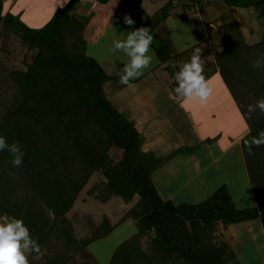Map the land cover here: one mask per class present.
<instances>
[{
  "label": "trees",
  "instance_id": "16d2710c",
  "mask_svg": "<svg viewBox=\"0 0 264 264\" xmlns=\"http://www.w3.org/2000/svg\"><path fill=\"white\" fill-rule=\"evenodd\" d=\"M78 1L68 0L42 27L33 28L4 15L0 0L1 36L17 35L30 53L24 69L9 70L7 78L0 79V135L9 144L18 142L24 152L19 167L9 163V152H0V217L22 219L41 249L58 241L60 251L43 257L44 264H90L77 256L79 250L128 220L135 222L136 230L116 246L108 264H231L232 247L220 235V225L226 228L257 218L264 231V146L254 147L249 155L240 142L253 205L237 207L224 183L199 202L162 199L151 167L141 160L137 128L104 92L111 75L85 53V21L71 13ZM124 1L141 8L142 0ZM223 2L251 9L264 22V0ZM176 4L167 0L153 15H130L138 27L149 28L160 63H177L192 52V47L170 52L157 33ZM219 18L225 30L219 37L222 48L207 39L194 46L202 48V58L212 56L205 75H220L251 129L245 139H251L264 130V114L257 110L249 119L247 113L249 104L264 98V68L252 67L253 60L264 55V32L247 43L228 11ZM210 23L206 28L212 30ZM163 68L169 73L168 90L176 96L175 73L169 65ZM112 148L120 150L118 158L110 155ZM95 172L100 178L86 190L93 198L107 202L119 196L125 203L137 198L117 222L111 223L106 215L99 223L87 217L88 234L79 244L66 214ZM29 259L31 264L41 262Z\"/></svg>",
  "mask_w": 264,
  "mask_h": 264
},
{
  "label": "rangeland",
  "instance_id": "374dc122",
  "mask_svg": "<svg viewBox=\"0 0 264 264\" xmlns=\"http://www.w3.org/2000/svg\"><path fill=\"white\" fill-rule=\"evenodd\" d=\"M12 1L14 0H2V13L9 14L15 20L33 28H40L49 20L55 5V0H16L14 4ZM166 1L142 0L141 8L136 9L124 0L107 2L79 0L73 5L71 13L80 16L89 30L85 32V53L93 56L104 71L111 75L103 84L106 96L134 123L140 134L141 160L145 166L151 167V178L153 179L154 175H161V172L154 174L152 170L154 164L158 171L165 170L163 176L167 177L168 174L171 176L170 183L159 191L160 194L162 196L165 194L167 197L172 194L169 192L176 190L172 202L181 200V194H186L187 199L195 200L212 193L216 187L224 183L229 189L233 202L237 206H245L250 199L252 201L254 199L247 182L245 168L237 163L240 160L239 156H237L238 160L236 156L235 158L225 156L226 162L223 166L218 167V163L211 162L209 170L204 172L202 170L201 174H196L200 167L199 163L203 161L206 163L215 151L224 148L229 144L230 138L232 139L229 126L232 124L233 114L227 107L232 97L227 94L228 90L218 73L208 78L214 91L206 105H201L196 100L186 101L183 98L180 100L181 103L169 105L168 99L171 95L163 92L164 88H167L169 73L163 66L169 65L173 73H176V62L173 59L160 63L156 55L152 66L137 79L139 82L132 80L128 85L119 82L117 73L123 68L127 57L122 52L114 53L112 42L117 38H125L127 32L138 27L136 23L131 26L126 25L124 16H130L132 12H146L148 15H153ZM8 4H11L9 8H7ZM175 4L156 29L159 37L168 44V49L172 53L181 51L184 46H194L205 39L215 42L222 48L219 37L225 33V30L219 16L225 11L230 13V18L233 16L237 21L247 43H253L263 35L264 22L261 21L262 18L258 19L251 9L232 8L223 0H179V4L178 0H175ZM208 22L213 23L212 30L206 28ZM151 49L154 51L152 47ZM29 55L28 49L17 35L10 34L4 39L0 34V79H6L9 70L24 69L29 61ZM203 59L207 64L212 61V56ZM131 90L139 91L138 96L136 94L133 96L129 92ZM122 93L129 96H125L124 100L129 99L132 108L125 110L120 104L118 105L117 99L122 98ZM222 94L224 95L223 110ZM135 97L140 99L136 104ZM234 104L232 108L235 114ZM210 110L215 112L213 117L207 114ZM236 117L239 118L240 131H242L245 122L237 113ZM159 146L173 151L172 160H163L157 155ZM180 150L183 154L178 153ZM233 150L238 151V146L235 145ZM119 154L120 150L116 148L110 150V155L114 159L118 158ZM230 159L234 161L231 163ZM163 161L170 164L166 165ZM170 166L172 170L167 173L166 171L171 169ZM215 168L217 170H213L214 172L210 174ZM99 178L100 175L96 172L89 177L66 214L73 225L77 240L84 239L88 234L87 217L99 223L106 215L113 223L117 222L125 210L124 207H128L137 198L135 196L129 204L119 196H114L107 202H100L86 191ZM188 191L191 195H187ZM258 220L256 218L230 224L225 231H222L232 247L230 256L232 264H264V233L258 225L260 222ZM135 230V222L117 225L111 234L92 241L86 249L79 250V253L87 257L92 256L93 264H108L116 246L133 235ZM57 242L48 246L45 244L42 248L44 258L53 254V251H60ZM38 264H44L43 259Z\"/></svg>",
  "mask_w": 264,
  "mask_h": 264
},
{
  "label": "clouds",
  "instance_id": "9594fccd",
  "mask_svg": "<svg viewBox=\"0 0 264 264\" xmlns=\"http://www.w3.org/2000/svg\"><path fill=\"white\" fill-rule=\"evenodd\" d=\"M66 2L67 0H55L54 11L56 6L63 7ZM123 20L129 26L135 23L128 15H125ZM153 39L148 27H137L127 32L125 38L113 40L112 51L122 52L127 57L123 68L117 73L121 84L128 85L130 81L139 78L146 69L152 66L156 58L155 52L151 49ZM187 47H192V52L189 58H181L176 63L173 93L186 101L196 100L201 105H206L214 89L205 75L202 48L184 46L181 50L185 51ZM252 67L254 69L264 68V55L253 60ZM257 110L264 114V98L247 106L248 118L250 119ZM250 133L251 129L245 124L237 143L242 141L249 155H252L254 147L264 146V130L260 131L257 136H252L251 139H245ZM2 151L11 154L12 159L9 163L13 167L22 166L24 152L18 142L14 141L9 144L7 138L0 135V152ZM43 256L44 253L39 243L32 238L22 219L8 215L0 217V264H31L29 257L34 261H40Z\"/></svg>",
  "mask_w": 264,
  "mask_h": 264
},
{
  "label": "crops",
  "instance_id": "0c3cea01",
  "mask_svg": "<svg viewBox=\"0 0 264 264\" xmlns=\"http://www.w3.org/2000/svg\"><path fill=\"white\" fill-rule=\"evenodd\" d=\"M88 1H90V0H88ZM16 2V0H14V1H12V4H14ZM11 6V4H8L7 5V8H9ZM92 29V28H91ZM86 31H89V30H87V28H86V25H85V32ZM91 31V30H90ZM93 32V31H92ZM168 81H169V79L166 81L167 82V88H164V91L163 92H165V94L166 93H169L170 95H171V98H169L168 100H169V102H170V104L169 105H177L178 103H181V97H177V96H173L170 92H169V90H168ZM137 82H139V81H137ZM158 89H159V87H157ZM130 93H132L133 94V96L136 94L137 96H138V94H139V91H135V90H131V91H129ZM152 92V91H151ZM229 92H227V94H228ZM223 95V94H222ZM125 96H128V95H125L124 93H122V98L121 99H117L118 101H119V103H118V105L120 104V106H121V108L122 109H124L125 108V110L127 109V108H129V107H131L132 108V104H130L129 103V99H126V100H124V97ZM129 97V96H128ZM229 97L231 98V96H230V94H229ZM134 100H135V104L140 100V99H137L136 97L134 98ZM126 101V102H125ZM141 101H142V99H141ZM233 103H234V101L232 100V98H231V100H230V103H228L227 104V107H228V110L230 111V113L231 114H233V121L231 122L232 124L229 126V133L230 134H232V139L230 138V142H229V144H227L224 148H219V150L218 151H215L214 153H213V155L211 156V159L210 160H208L206 163H205V161H203V162H201V163H199V165H200V167H198L199 168V170H197L196 171V174H201L202 173V170H203V172L205 171V170H209V167H210V163L211 162H214V163H218V167L219 166H223L224 164H225V160H224V157L225 156H227V157H233V158H235V156H236V159H237V156H239L240 157V160H238L237 161V163H238V165H242V168L244 169L245 168V163H244V158H243V155H242V151H241V147H240V143H237V141L240 139V133H241V131H240V129H241V127H240V122L238 121V119H237V117H236V113L238 114V117H241V115H240V113H239V111H238V108H237V106H236V104H234L235 106V114L233 113ZM222 106L223 107H221L222 108V110H223V108H224V95L222 96ZM120 108V109H121ZM217 109H218V107H217ZM214 110V109H213ZM213 110H210L207 114L209 115V116H211V117H213L214 116V113L215 112H212ZM122 112V111H121ZM224 112V111H223ZM130 114V113H129ZM138 115H140V114H138ZM240 115V116H239ZM242 118V117H241ZM244 121V120H243ZM230 145H232L231 147H230ZM235 145H237L238 146V151H234L233 150V147L235 146ZM161 149H163V150H161ZM171 152H173L171 149L169 150V149H165V148H163L162 146H159L158 147V151H157V155L161 158V159H163V160H172V158L173 157H171ZM183 151L182 150H180L178 153H180V154H183L182 153ZM234 153H236V154H234ZM159 158V159H160ZM162 161V160H161ZM230 161H231V163H232V161H234V160H232V159H230ZM164 162V161H163ZM165 163V162H164ZM166 165H169L170 163H165ZM212 166V165H211ZM171 167V169L170 170H167L166 172L167 173H169L171 170H172V166H170ZM217 167V168H218ZM217 168H215V169H212V171L210 172V174L212 173V172H214L213 170H217ZM152 170L154 171V174L155 173H157V172H161V175L159 176H155L154 175V178L152 179V181H153V183H154V185H155V188H156V191L158 192V194H159V196L162 198V199H167V200H170V201H172L171 199H172V196H173V194L176 192V190L174 191H172V192H169V194H171V195H169V196H167V197H165L166 195L164 194L163 196L160 194V190H162V188L164 187V186H166V185H168V183H170V180H171V176L168 174L167 175V177L166 176H163V171H165V170H157V166H156V164H154L153 165V168H152ZM245 171H246V168H245ZM245 173V172H244ZM245 175H246V173H245ZM168 176H170V177H168ZM207 176H209L208 174H207ZM190 180V179H189ZM185 181H187V180H185ZM162 184V185H161ZM178 190L180 189V188H177ZM177 190V191H178ZM248 191H250V190H248ZM250 193V192H249ZM252 193V192H251ZM211 194V193H210ZM187 195H191V192L190 191H188L187 192ZM209 195V193L208 194H205L204 196H202V198H198V199H195V200H190L189 198L187 199L186 198V194H181V200H177V201H174V203H179V202H191V203H195V202H199V201H201V200H203V199H205L207 196ZM164 197V198H163ZM252 198V197H251ZM130 203V202H129ZM128 203V204H129ZM254 204V201H252V199H250L249 201H248V203H247V205H245V206H251V205H253ZM130 205H131V203H130ZM130 205H128V207L130 206ZM237 206V205H236ZM242 206V205H241ZM241 206H237V207H241ZM128 207H124V209L126 210ZM124 210V211H125ZM123 211V212H124ZM122 212V213H123ZM107 217H109V216H107ZM110 218V217H109ZM258 221H260V220H258ZM110 222L111 223H113L112 222V220H111V218H110ZM130 222H132V223H134L133 222V220H128V221H126V223H130ZM125 223V222H124ZM260 223V224H259ZM258 223V225H259V227H260V229H261V231L264 233V231H263V228H262V224H261V222H259ZM120 225V224H119ZM221 226V225H220ZM116 228V227H115ZM115 228L113 229V231L115 230ZM112 231V232H113ZM219 232H220V235L221 236H223L224 238H225V236L223 235V232L222 231H225V228H221V227H219V230H218ZM111 232V233H112ZM110 233V234H111ZM108 236V235H107ZM226 239V238H225ZM227 240V239H226ZM83 241V239L82 240H78V243L80 244L81 242ZM229 242V241H228ZM44 247V246H43ZM42 247V248H43ZM85 247V248H84ZM82 249H86V246H84ZM81 250V249H80ZM54 252V251H53ZM77 256L78 257H80L81 259H83L84 261H86V262H88V263H90V264H93L94 263V261H93V257L92 256H86V255H82L81 253H77ZM233 263V262H232ZM231 263V264H232Z\"/></svg>",
  "mask_w": 264,
  "mask_h": 264
},
{
  "label": "built area",
  "instance_id": "2783aa9c",
  "mask_svg": "<svg viewBox=\"0 0 264 264\" xmlns=\"http://www.w3.org/2000/svg\"><path fill=\"white\" fill-rule=\"evenodd\" d=\"M211 26H214L212 23H210Z\"/></svg>",
  "mask_w": 264,
  "mask_h": 264
}]
</instances>
